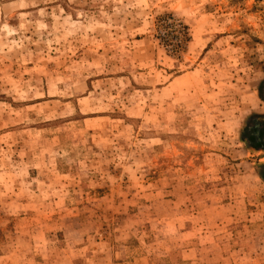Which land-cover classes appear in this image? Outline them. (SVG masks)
Returning <instances> with one entry per match:
<instances>
[{
	"label": "rangeland",
	"instance_id": "rangeland-1",
	"mask_svg": "<svg viewBox=\"0 0 264 264\" xmlns=\"http://www.w3.org/2000/svg\"><path fill=\"white\" fill-rule=\"evenodd\" d=\"M264 0H0V264H264Z\"/></svg>",
	"mask_w": 264,
	"mask_h": 264
},
{
	"label": "trees",
	"instance_id": "trees-1",
	"mask_svg": "<svg viewBox=\"0 0 264 264\" xmlns=\"http://www.w3.org/2000/svg\"><path fill=\"white\" fill-rule=\"evenodd\" d=\"M258 96L264 101V81L258 87ZM259 115H251L241 133V140L245 145L254 151L264 152V122L259 120ZM262 177L264 179V166Z\"/></svg>",
	"mask_w": 264,
	"mask_h": 264
}]
</instances>
